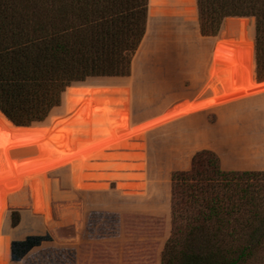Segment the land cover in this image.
Returning <instances> with one entry per match:
<instances>
[{"label": "trees", "instance_id": "trees-1", "mask_svg": "<svg viewBox=\"0 0 264 264\" xmlns=\"http://www.w3.org/2000/svg\"><path fill=\"white\" fill-rule=\"evenodd\" d=\"M155 1L0 0V129L17 137H31L34 142L29 154L41 162L54 161L58 169L70 165L75 170L109 166L125 170L127 163L118 160H125L127 153L119 149L130 147L131 143L120 140L101 147L105 139L98 127L91 125L100 121L106 113L105 103L119 92L118 88H111L119 85L100 80L131 76L134 57L153 31ZM195 3L199 32L208 38L217 37L227 17H254L255 77L264 83V0H195ZM225 44L233 66L238 58L237 48L246 53L250 46L230 40H225ZM263 95L264 91L249 95L231 93L218 100L184 101L172 110L188 105L190 113L173 121L188 120L196 112L220 109ZM63 102L68 116H54L53 112ZM77 121L91 126L89 138L78 147L52 157V135L57 134V129L65 134L68 129L63 128ZM126 121L122 120L125 124ZM153 123L151 120L135 129ZM90 145L93 149L86 154L68 156ZM132 145L137 147L134 153L137 163L132 168L139 171L143 168L138 162L142 158L139 152L142 144ZM42 150L46 151L44 158ZM183 154V165L174 163L171 167L169 228L164 237L147 249L145 245L130 243L124 248L122 242L121 252L117 253L120 264H264V140L254 133L241 143L217 142ZM14 156L11 146L0 144V176L16 174L15 184L0 188V264H6L9 255L15 262L21 261L33 248L51 241L41 234L9 240L3 233L8 201L19 194L21 185L27 186L31 180L17 168L20 163L16 164ZM135 171L134 179L140 177ZM115 176L123 178L121 174ZM123 184L132 188L126 182ZM35 208L50 217L43 203ZM135 216L129 212L127 219ZM19 220L18 212H13V228ZM142 227H150L147 234L152 231V226ZM86 229L82 234L87 238V249L80 247V264H115L104 262L106 257L104 261L101 259L97 232L92 235ZM107 254L113 256L111 252Z\"/></svg>", "mask_w": 264, "mask_h": 264}, {"label": "rangeland", "instance_id": "rangeland-1", "mask_svg": "<svg viewBox=\"0 0 264 264\" xmlns=\"http://www.w3.org/2000/svg\"><path fill=\"white\" fill-rule=\"evenodd\" d=\"M155 4L153 31L134 57L131 76L100 80L119 85L111 87L119 92L105 103L106 113L100 121L91 125L98 127L105 139L101 147L120 140L131 143L130 147L119 149L127 153L125 160H118L127 163L125 170L112 166L75 170L70 165L58 169L54 161L41 162L29 154L34 142L31 137H17L0 129V144L11 146L16 164L20 163L17 168L31 177L28 185H21L19 194L8 201L3 233L9 240L28 234L51 238L50 242L33 248L21 261L15 262L9 255L6 264H80V247L87 249V238L82 234L86 228L92 235L97 232L101 259L104 261L106 257L104 262L120 264L117 253L121 252L122 242L124 248L130 243L145 245L147 249L164 237L169 228L171 167L174 163L183 165L185 151L207 148L217 142L241 143L254 133L264 140V95L220 109L202 110L188 120L173 121L190 113L188 105L172 110L184 101L218 100L231 93L249 95L264 91V83L255 77L254 17H227L217 37L208 38L199 32L195 0H156ZM225 40L237 45L250 43L246 53L237 48L234 66ZM64 106L63 102L53 112L54 116H68ZM124 119L126 124L122 122ZM151 120L153 124L135 129ZM168 122L171 123L164 125ZM91 126L77 121L63 128L68 129L65 134L57 129L50 146L52 157L78 147L89 138ZM133 143L142 144L139 150L142 158L138 162L143 168L139 171L132 168L137 163L134 159L137 147L133 148ZM91 147L72 151L68 156L79 157ZM45 152H40L42 158ZM134 171L140 177L134 179ZM15 182L14 173L0 176V188ZM125 182L132 188L124 187ZM42 203L50 217L35 208ZM15 211L20 220L13 228L11 217ZM129 212L136 216L127 219ZM144 225L152 226L149 234L150 227ZM90 243L94 245L93 241ZM106 252L115 258L105 255Z\"/></svg>", "mask_w": 264, "mask_h": 264}, {"label": "water", "instance_id": "water-1", "mask_svg": "<svg viewBox=\"0 0 264 264\" xmlns=\"http://www.w3.org/2000/svg\"><path fill=\"white\" fill-rule=\"evenodd\" d=\"M12 122V121H11ZM13 123V122H12ZM13 125H15L14 123H13ZM15 126H18V125H15ZM19 127V126H18Z\"/></svg>", "mask_w": 264, "mask_h": 264}]
</instances>
